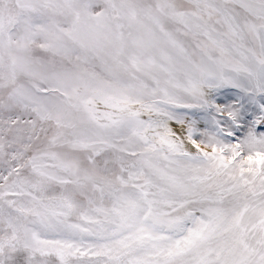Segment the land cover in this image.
<instances>
[{
	"label": "snow or ice",
	"instance_id": "1",
	"mask_svg": "<svg viewBox=\"0 0 264 264\" xmlns=\"http://www.w3.org/2000/svg\"><path fill=\"white\" fill-rule=\"evenodd\" d=\"M0 264H264V0H0Z\"/></svg>",
	"mask_w": 264,
	"mask_h": 264
}]
</instances>
